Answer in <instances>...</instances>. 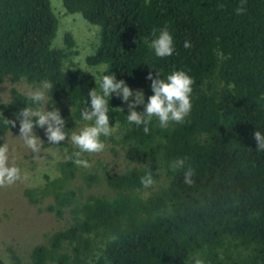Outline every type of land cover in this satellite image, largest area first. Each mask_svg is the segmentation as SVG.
<instances>
[{"label": "trees", "instance_id": "1", "mask_svg": "<svg viewBox=\"0 0 264 264\" xmlns=\"http://www.w3.org/2000/svg\"><path fill=\"white\" fill-rule=\"evenodd\" d=\"M240 3L63 0L67 13L102 28L96 52L85 56L71 32L55 45L59 20L51 0H0V84H10L0 99V145L19 131L21 109L43 108L28 99L26 86L45 81L53 84L45 108L60 110L69 137L49 144L44 133V146L61 158L26 191L33 204L48 200L45 209L65 219L33 247L31 264H264V151L254 138L264 134V0H246L237 15ZM165 28L174 52L161 58L150 44ZM174 71L194 80L183 123L161 128L153 117L145 134L113 94L115 130L101 139L127 165L114 170L98 153L81 154L89 168L68 159L79 151L71 134L91 123L81 112L103 75L143 90L146 103L153 94L148 73L166 79ZM180 158L194 169L191 186L184 170L170 168ZM149 172L155 183L145 188L141 177Z\"/></svg>", "mask_w": 264, "mask_h": 264}, {"label": "clouds", "instance_id": "2", "mask_svg": "<svg viewBox=\"0 0 264 264\" xmlns=\"http://www.w3.org/2000/svg\"><path fill=\"white\" fill-rule=\"evenodd\" d=\"M237 15L246 11V0H241L240 5L235 9ZM185 47H190V42L185 41ZM150 47L154 49L157 57H168L174 52L173 36L165 28L159 35L151 41ZM147 79L151 80V89L153 94L147 98L143 90L131 89L123 79H117L115 74L103 75L96 84H99L100 91L96 88L89 90L90 108H85L81 112L82 119L91 122L83 127L79 132H73L70 140L79 151L73 153L68 159L84 168L91 167L86 159H81L82 153H101L105 150L106 144L101 137H110L114 132V127L110 125L109 119V99L113 94L127 103L128 115L127 121L137 126L143 125L145 134L149 132V124L153 117L159 121L161 128H167L170 122L183 123L185 118L190 114L191 93L194 80L184 71H174L166 79L160 78L157 73L155 76L149 72ZM53 84L43 82L41 87L30 91L28 99L34 104L42 105L43 108L33 109L25 107L16 114L19 120V137L22 138L24 145L33 153L39 154L43 142L34 132V128L44 129L49 144L59 145L62 141L68 140L69 137L64 131L65 119L61 116L58 108L46 110L45 105L49 101V90L52 91ZM52 99V98H51ZM143 105L144 110L137 111V106ZM123 110L122 108H119ZM4 123L11 127L16 126V120L5 119ZM257 142V151H264V134L260 131L254 133ZM9 146L7 143L0 145V188L11 186L17 181L22 180L21 169L15 164L9 163ZM187 158L174 160L170 164L173 172L184 170V183L191 186L194 184V169L190 166L186 168ZM155 180L151 172L141 177V184L145 188L154 185Z\"/></svg>", "mask_w": 264, "mask_h": 264}, {"label": "rangeland", "instance_id": "3", "mask_svg": "<svg viewBox=\"0 0 264 264\" xmlns=\"http://www.w3.org/2000/svg\"><path fill=\"white\" fill-rule=\"evenodd\" d=\"M51 5L59 20L55 45H62L65 33L71 32L80 46L81 55L95 53L100 42L101 26L89 22L81 13H67L63 0H51ZM9 88L7 82L0 84V99L8 97ZM26 90L33 91L34 88L26 86ZM34 132L44 142V129L34 128ZM43 142L40 153L36 154L24 145L19 131L6 137L9 163H15L24 177L11 186L0 188V256L6 264H31L33 247L45 242L49 233L65 223L63 217L45 209L48 200L33 204L26 195L29 188L45 180V172L57 163L59 156L61 158L57 148H47ZM97 156L103 163H110L114 170L127 165L124 158H114L106 150Z\"/></svg>", "mask_w": 264, "mask_h": 264}]
</instances>
